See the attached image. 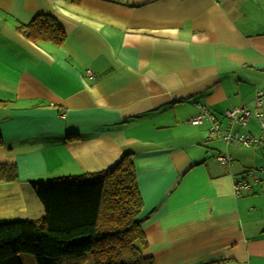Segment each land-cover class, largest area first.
<instances>
[{"label":"crops","instance_id":"obj_1","mask_svg":"<svg viewBox=\"0 0 264 264\" xmlns=\"http://www.w3.org/2000/svg\"><path fill=\"white\" fill-rule=\"evenodd\" d=\"M36 15L62 43L18 31ZM257 91L264 0H0V165L17 171L0 180V223L43 215L31 182L129 154L155 264H264V148L189 122L199 102L225 123ZM234 130L260 136L255 116ZM245 171L258 180L236 195Z\"/></svg>","mask_w":264,"mask_h":264},{"label":"trees","instance_id":"obj_2","mask_svg":"<svg viewBox=\"0 0 264 264\" xmlns=\"http://www.w3.org/2000/svg\"><path fill=\"white\" fill-rule=\"evenodd\" d=\"M17 29L35 43L60 44L65 38L63 28L51 15H36ZM199 113H202L200 108L196 114ZM213 115L219 130L211 132V123L204 117L203 121L208 120L210 124L208 138L214 136L225 143L233 142L224 139V123ZM223 119L226 121L224 116ZM235 126L239 125H234L233 130ZM260 137L264 140L261 129ZM16 178L14 166L0 165V180ZM254 178L257 182L252 171H245L234 181H246L250 187ZM31 187L44 213L36 219L0 223V264H23L21 254L32 255L35 264H85L87 260L92 264H155L153 258L144 253L147 241L139 218L142 200L129 154H123L106 169L76 177L33 181Z\"/></svg>","mask_w":264,"mask_h":264},{"label":"built area","instance_id":"obj_3","mask_svg":"<svg viewBox=\"0 0 264 264\" xmlns=\"http://www.w3.org/2000/svg\"><path fill=\"white\" fill-rule=\"evenodd\" d=\"M264 92L263 91H257L254 97V105L253 109H250L248 106H237L233 107L232 109H229L225 111L224 118L226 119L224 123V131L223 137L226 141H233L238 144H243L245 146H262L264 147V140L260 136L255 137L248 134H240L237 131H234L232 127L234 125H245L251 116H255L260 121V129L261 133L264 135V119H263V113L261 110V105L263 102ZM196 105L202 109V113L195 114L190 117L189 122L191 124H200L202 123L204 117H207L211 123L210 125V131L216 132L219 130V125L217 124L215 120V116L204 110L205 108L202 107L199 103H196ZM218 160L222 164H230L232 162V159L230 156H218ZM255 181V178H254ZM249 188V184L246 181H234L233 183V191L236 195H239L243 189Z\"/></svg>","mask_w":264,"mask_h":264},{"label":"rangeland","instance_id":"obj_4","mask_svg":"<svg viewBox=\"0 0 264 264\" xmlns=\"http://www.w3.org/2000/svg\"><path fill=\"white\" fill-rule=\"evenodd\" d=\"M20 260L22 261L23 264H35L34 258L30 254H21L20 255ZM85 264H92L91 260H87Z\"/></svg>","mask_w":264,"mask_h":264}]
</instances>
